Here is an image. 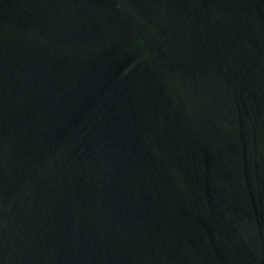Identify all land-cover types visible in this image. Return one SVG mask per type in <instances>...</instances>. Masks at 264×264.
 <instances>
[{
  "label": "water",
  "instance_id": "water-1",
  "mask_svg": "<svg viewBox=\"0 0 264 264\" xmlns=\"http://www.w3.org/2000/svg\"><path fill=\"white\" fill-rule=\"evenodd\" d=\"M0 264H264V0H0Z\"/></svg>",
  "mask_w": 264,
  "mask_h": 264
}]
</instances>
